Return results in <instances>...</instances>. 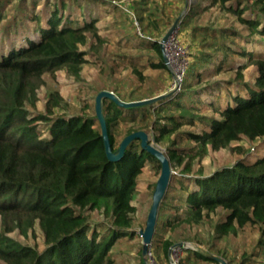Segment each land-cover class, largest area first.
<instances>
[{"label": "trees", "instance_id": "16d2710c", "mask_svg": "<svg viewBox=\"0 0 264 264\" xmlns=\"http://www.w3.org/2000/svg\"><path fill=\"white\" fill-rule=\"evenodd\" d=\"M24 1L19 0L10 16L0 9V264H118L117 257L126 253H114V247L136 234L132 199L137 175L146 162L160 170L159 160L141 147L139 138L129 142L119 160H110L96 114L51 115L52 106L61 99L56 94H49L47 112L36 111L43 75L64 67L78 72L84 61L79 46L87 42L89 32L95 35L96 8L113 0H44L38 9L32 3L23 7ZM207 2L233 20L219 27H194L203 33L201 49L192 63L188 61L177 98L129 108L103 99L113 150L126 135L145 130L166 147L170 163L175 160L179 165L182 152L200 157L243 136L264 139V51L255 53L247 47L255 42L264 46V0ZM199 3L191 2L189 11H196ZM143 8L132 7L140 24ZM139 39L150 43L155 52L152 60L157 61L150 65L168 70L159 40ZM228 56L244 57L243 65L254 64V82L243 83V94H234L225 105L219 104L217 95L214 100L196 98L220 86L219 81L199 82L203 75L223 67ZM205 104L211 106L209 114L198 110ZM166 107L169 111L162 115ZM125 118L130 126L117 141L115 127ZM182 124L197 130L178 133ZM182 135L194 141L195 150L174 147ZM190 170L186 163L180 171H172L151 245H161L167 258L174 241L161 240L162 231L181 223L197 225L219 208L225 211L224 219L215 225L219 235L234 233L247 223L258 226L256 250L242 264H264V153L255 159L247 154L208 175ZM93 212L107 220L96 221ZM36 222L43 249L11 235L17 230L27 236ZM182 251L177 264H193L196 259L220 264L195 247L185 246ZM141 264H145L143 257Z\"/></svg>", "mask_w": 264, "mask_h": 264}, {"label": "rangeland", "instance_id": "374dc122", "mask_svg": "<svg viewBox=\"0 0 264 264\" xmlns=\"http://www.w3.org/2000/svg\"><path fill=\"white\" fill-rule=\"evenodd\" d=\"M196 1H200L197 10L189 11L190 3ZM207 1L130 0L125 6L122 4L114 6V2L113 4L98 5L95 35L89 32L87 42L79 46L84 58L80 69L78 72H74L70 68L64 67L54 72L45 73L42 83L37 88L36 111L47 112L46 104L50 93L61 98L58 105L52 106L51 115L94 116L96 114V95L103 89L119 94L121 96L119 97L125 101L140 100L170 91L173 88L175 77L181 75L183 78L187 71L188 61L192 63L193 55L201 49L203 33L201 30L195 31L194 27L207 25L219 27L225 23L230 24L233 20L230 15L222 12L218 7L207 5ZM43 2L44 0H25L23 7L32 3L35 4V9H38ZM18 4L19 0H0V9H3L5 13L8 12L9 14H7L10 16L15 13ZM203 5L206 6L203 7ZM132 7L133 9L144 7L141 24L136 21L135 12L137 13V11L132 10ZM149 12L151 13L149 17L144 18ZM175 20H177V26L164 44L165 54L169 60L168 70L151 66V61H157L152 60L155 57V52L149 48L150 43L140 41L139 37L157 38L160 41ZM260 39L262 40L261 37ZM247 47L255 53L264 51V46L257 42L247 44ZM244 62V57L228 56L223 67L203 75L199 82L201 85H209L219 81L220 86L202 92L196 98L206 101L217 95L219 104L225 105L227 101L232 100L234 94H243V83H253L257 75L255 65L252 63L243 65ZM215 63V61L210 63L209 68H215ZM189 71L191 72V70ZM190 72L189 74H191ZM181 86L182 83L180 89ZM178 90L169 97L177 98ZM182 101L188 102L189 100L183 99ZM210 107L205 104L201 105L198 110L209 114ZM168 109L166 107L161 114L166 115ZM129 126L130 122L127 118L118 122L115 127L117 141ZM183 130H197V127L182 124L178 133ZM174 137L175 135L172 134L171 138ZM179 137L174 144L178 150L182 148L196 149L194 141L186 138L185 135ZM150 139L169 157L166 147L155 142L152 134H150ZM263 153V138L258 137L251 140L243 136L239 140L231 141L224 148L209 149L207 154L200 157L191 151L182 152L180 154L181 163L178 165L175 160L171 161V169L180 171L183 164L188 163L191 173L201 172L208 175L219 167L234 164L237 159L246 157L247 154L251 159H255ZM159 175L160 170L151 162H146L137 175L136 190L132 199L135 206L133 229L136 234L131 238L124 239L114 247V253L118 251L126 253L122 257H117L118 264H141V257L145 258L148 264H174L173 261L176 259L178 261L179 257L184 254L181 247L185 246L173 247L177 243L195 247L205 254L216 257L219 261L223 260V264H242L252 257L259 236L258 226L247 223L237 228L234 233L219 235L215 225L222 221L225 215V211L219 208L197 225L181 223L173 230L162 231L161 240L170 238L174 241L167 258L161 245L157 248L150 245L147 254H140L142 240L138 231L145 226L154 184ZM91 216L98 222L107 220V217L100 212H93ZM11 235L23 243L36 246L39 249L44 248L42 230L37 222L33 229L28 231L27 236L20 234L17 230L13 231ZM243 257L246 259L242 260ZM193 264L213 263L196 259Z\"/></svg>", "mask_w": 264, "mask_h": 264}, {"label": "water", "instance_id": "95a60500", "mask_svg": "<svg viewBox=\"0 0 264 264\" xmlns=\"http://www.w3.org/2000/svg\"><path fill=\"white\" fill-rule=\"evenodd\" d=\"M177 26V20L174 21V23L171 25V27L166 31V33L162 36L159 43L161 46L164 62L166 65L169 64V60L165 54L164 50V44L169 38V36L172 34V32L175 30ZM175 83L176 85L168 92L161 93L159 95L144 98L140 100H133V101H125L121 99L117 94L110 90H100L96 95V116L101 124V132L105 143V151L110 160L116 161L119 160L125 151L126 146L129 144V142L134 138L140 139L141 147L145 150H147L149 153H151L154 157H156L160 164V175L155 183V187L152 194V203L149 209V212L147 214L146 223L144 228H140L138 233L141 236L142 240V254H147L149 252V248L151 245L152 237L155 230L156 225V219L158 214V208L160 201L162 197L164 196V193L168 187V184L171 179L172 169H171V163L170 159L167 156L166 152L157 146L152 140L150 139V133L145 130H137L134 131L128 135H126L119 143L118 147L113 150L111 147V143L108 136V130L106 125L105 116L103 113V99L108 98L118 104L121 107L129 108V107H135L140 105H147L155 103L163 98H166L170 96L172 93H174L177 89H179L178 85L180 84V80L177 77H175ZM176 246H186L185 243H177L173 247ZM172 249V248H170ZM144 263L148 264L147 260L144 258ZM220 264H223V260H220Z\"/></svg>", "mask_w": 264, "mask_h": 264}, {"label": "built area", "instance_id": "2783aa9c", "mask_svg": "<svg viewBox=\"0 0 264 264\" xmlns=\"http://www.w3.org/2000/svg\"><path fill=\"white\" fill-rule=\"evenodd\" d=\"M113 2L115 3V4H117V5H123V6H125V4H128L129 2H130V0H113ZM137 23V22H136ZM169 39V38H168ZM167 39V40H168ZM178 78H179V80H180V84H181V79H182V77H181V75L180 76H178ZM180 84L178 85V87H180ZM176 85V83H175V81H174V84H173V87ZM181 249H182V247H181ZM174 262V264L177 262V259L176 260H174L173 261Z\"/></svg>", "mask_w": 264, "mask_h": 264}]
</instances>
